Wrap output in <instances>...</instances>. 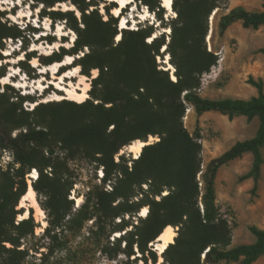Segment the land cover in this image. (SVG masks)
<instances>
[{"label":"trees","instance_id":"16d2710c","mask_svg":"<svg viewBox=\"0 0 264 264\" xmlns=\"http://www.w3.org/2000/svg\"><path fill=\"white\" fill-rule=\"evenodd\" d=\"M31 1L43 5L45 10L71 1L81 13V26L73 11H44L41 15H48L54 21L65 20L77 35L72 48L43 55V64L49 66L71 56L74 66H80L84 75L90 77L94 70L98 75L91 82L89 98L82 104L67 100L56 105L39 103L29 111L23 108V103L31 101V97L18 96L14 101L6 91L0 95V150L12 154L14 165L18 166L9 165V171L13 170V173L7 180L0 167L1 264H22L27 257V253L18 248L21 239L34 234L35 213L30 209L28 219L17 224L14 220L26 212L17 207L29 189L27 175L34 169L38 179L32 186L37 194L46 198L44 209L52 219L54 230L63 231V223L73 204L68 200L73 183L64 179L70 173L67 161L78 156L97 162L104 172L103 186L92 191V209H88L87 199L68 220V225H77L78 231L92 219L99 231L106 230L119 219L111 232H124L129 226L125 216L131 218L147 207L146 218L135 232L129 234L131 238L127 240L126 232L112 243L120 247L121 242L126 241L123 252L128 258L134 255L136 245L143 264H149L150 260L158 264L154 242L168 226L179 230L175 242L163 253L165 264H254L263 257L264 230L250 227L256 241L232 247V225L217 203L215 180L222 166L246 152L253 153V168L242 179L253 178L252 191L256 192L264 164L261 154L264 148L263 80L249 77L247 83L259 92L250 100H213L200 95L203 75L219 64V55L208 48L207 38L210 19L215 12L217 14L220 0H173L176 17L168 24L171 30L169 42L165 33L148 42L156 34L154 26L120 30L121 19L111 14L115 3H112L113 8L106 7L105 18L98 8L89 11L97 6L93 0ZM137 1L153 12L163 27L166 26V11L161 0ZM262 1L261 11L250 12L236 7L222 16L218 24L220 36L235 22H241L244 29L264 27ZM6 16L7 13L0 10V61L4 59V41L20 40L26 49V33L40 31L36 28L26 31ZM119 35L121 39L116 42ZM164 46L167 48L162 53ZM260 52L264 53V48ZM34 54L27 53V61H31ZM167 54L175 68L176 81L157 61L158 57L164 59ZM27 61L22 64L26 65ZM23 68L31 76L33 71ZM64 72L62 69L61 74ZM0 76H5L4 71H0ZM188 105L197 115L216 111L230 119L241 115L250 120L259 117L260 127L255 138L237 142L212 160L203 173L201 137L198 133L191 134L184 123ZM16 130L21 132L13 138L12 132ZM150 136L159 140L146 145L138 159L128 160L121 155L120 162H115V156L121 150L137 140L148 142ZM55 146L60 147L63 156L56 153ZM115 174L117 180L113 190L107 192L105 185ZM134 198L138 200L133 201ZM10 208L13 212L11 221L6 218ZM46 232L50 234L49 228ZM58 234L54 232L52 238L57 239ZM4 243H10L13 248H5ZM150 244L153 247L150 248ZM39 260L44 264L42 259Z\"/></svg>","mask_w":264,"mask_h":264},{"label":"rangeland","instance_id":"374dc122","mask_svg":"<svg viewBox=\"0 0 264 264\" xmlns=\"http://www.w3.org/2000/svg\"><path fill=\"white\" fill-rule=\"evenodd\" d=\"M1 1H4L6 3L4 4ZM7 1L9 0H0V10L7 13V20H9L13 24L19 25L22 29H26V31L27 28L38 29L35 25L37 24V20H39L40 22H38V26H40V31L36 33L35 36L30 32L26 33V42L28 45L26 49H23L20 52H18L17 50H19L21 45L24 46V43L22 44L20 40L4 41L5 50L2 52L4 59L0 61V71H4L5 75H7L14 67L16 69L13 70L12 74L15 75V73H17L20 74V76H23V74H25L27 79L26 84H24L22 81L21 83H16L20 81L19 77H17V79L15 80H13L12 78L15 83H13L12 81L9 85L5 86L2 84L3 78H1L0 76V95L3 94L4 91H6L8 92V96L13 97L12 100L16 101V97L24 96L22 93L23 90L21 88H26V94H29L28 97H31V101L24 102L23 108L29 111H31L35 107L36 103H43L44 101L61 98H65L63 101H66L67 96L62 92L60 93L61 95H63V97L55 96L54 88L47 94L43 95L41 93L44 87L49 86L48 84L50 82L52 74L47 73L43 76L37 71V69L43 70V68L47 66L43 64V62L45 61L43 55L49 53L53 54L54 52H61V48L74 45V43L70 44V41L76 39V32L66 24L65 20L54 21L52 17L48 15L44 17L41 16L43 15L44 11H47V13H52V11H62L63 8L59 6V4L62 3L56 4L52 9L45 10L43 9V5H37L31 0H26L24 2V6H16L14 2H12L11 6H8ZM93 1L97 4V6L91 7L89 11L98 8L102 16L107 18L106 7L113 8L114 6L112 2H108L107 0ZM262 2V0H220V8L217 10V14L214 16L213 20L210 19L209 34L211 33V38H207L208 48L211 50H215L219 55V64L214 67L210 73L203 75L202 87L200 90V95L202 97L210 99H214L219 96L221 97L223 96L221 90L224 89L225 85L229 84V82H235L236 84L244 86L245 84H247L250 76L254 75L255 77H257L261 73L264 74V53L260 52L263 47L256 46L254 42V38L256 37V35H262L264 37V28L257 31L253 29H244L241 22H235L228 28L223 36H220V30L218 26L221 17L228 14L230 10L236 7H243L250 12H254L259 9ZM63 3H66L69 6H74L77 9V7L71 1H66ZM23 10H25L27 13L29 12V10H31L29 18L18 19V15ZM165 11L166 15H164V19L166 26L163 27V25L153 12L149 11L148 8L140 1L135 0L133 2V5L129 6L126 12H124L123 14V17L125 19L127 18V25H129V28L126 30H136L140 26H154L157 29L156 33L158 35L165 33L167 42H169L171 37V30L169 34L164 30L170 29V26L168 24L175 17L173 14L169 15L166 9ZM73 14L78 18L81 26V13L77 15L76 11H74ZM59 26L64 30V33L66 35L63 40H61L59 36L56 37L55 35L58 33L57 29L59 28ZM131 26L133 27V29H131ZM41 34H46V37H42ZM38 36H41V40L38 38ZM49 38L53 40L50 41ZM58 38H60V40H58ZM116 42L118 41L116 40ZM56 43L57 45L59 44L57 50L54 49ZM33 49L37 50L34 51ZM13 50L15 51V53L10 56L9 53ZM32 50L34 51L32 53H35L34 59L36 58L38 60L37 69L34 67L33 58L31 61H27L26 54L31 53ZM84 51L86 52L87 49H85ZM161 52L163 53V50ZM6 54H9V56ZM82 55L83 53H80V56ZM167 56L169 55H164V59L160 57L157 58V61L162 68L166 66L164 64V61ZM21 57L24 58L21 63L13 64L12 61H18V59ZM68 57L69 56H66L64 59H68ZM25 61H27V64H22ZM71 61H73L74 63L73 58ZM23 67L29 68L31 72L33 71L31 76L28 75L26 69H24ZM49 67L50 66H48V68ZM73 67L74 65H68L62 68L64 69V71H66ZM76 67H78L79 72L83 74L81 72L80 66L77 65ZM61 75H63V73ZM95 75H98L97 70L92 71L90 77L84 75L87 77L86 82L90 84V86ZM32 76H34L35 78H32ZM42 81L43 83H45V86L43 88H39V84ZM69 81L70 78L67 79V83ZM78 81L79 79H74L75 83ZM25 85H28V87H25ZM20 86L22 87L20 88ZM63 101L50 102L51 104L56 105L62 103ZM211 113L217 112L213 111ZM184 123L185 127L191 134H199V136L201 137L200 141L202 143V115H197L194 108L190 105H188ZM1 132L2 129L0 128V133ZM20 132L21 130L13 131L12 137L15 138L16 135H18ZM158 140L159 138L150 136L148 142H151L152 144L157 142ZM54 149L57 154H60L61 156L64 155L59 146H55ZM125 149L126 148L121 150L120 153L115 156L116 163L120 162L121 155H125L128 160H135L134 155L126 152ZM202 159V170L204 173L207 170V166L210 161L204 157L203 152ZM229 164L224 165V167L229 168ZM9 165L18 168L16 164L14 165L12 154H10L8 151L3 152L0 150V167L6 174L4 180L10 178V173H13V170L9 171ZM67 165L69 167L70 173L68 174V176H65L64 179H67L69 183H73V187L68 194V200L72 201L73 204L69 215L66 217L63 223V231H61V229L57 231L54 230L51 224L52 219L49 216L48 212L44 209V206H46V198L36 193L39 205L45 212V221L47 223V226L44 227L43 222L38 221L36 216L34 215V220L36 223L34 234H30L21 239L18 248V250L25 251L27 253V257L22 264H41L39 259H42L44 264H143L144 261L142 258V254L138 250L136 245H134L133 247L134 255L128 258L123 252L125 250L126 241H122L120 247L117 246L116 243L115 245L112 244L115 241L114 239L125 235L126 232L128 233L127 235H125L127 240L131 238L129 234L131 232H135L136 228L138 226H141L142 221L145 219L140 216L141 211L134 214V216L131 218L126 215L125 220L129 223V226L125 229L124 232L118 231L114 234H112L111 231L113 230V227H116L119 219L115 221V224H109L106 230L100 231L95 228V219L86 221L80 231H78L77 225H68V220L81 209V207L86 203L87 199L89 200L87 204L88 209H92V206L94 205L92 191L97 187L103 186V183L99 180V173L103 169V167L98 166L97 162H94L83 156H78V158H76L75 160H68ZM131 165L132 162L130 161L129 166L131 167ZM50 171L51 170L49 169L46 171V173L49 174ZM231 172V170H227L223 175L221 182L218 183V185H216L215 187L218 206L221 209L222 214H224L229 219L232 225V247H235L238 245L251 244L252 242H254L255 237L251 233L250 227L255 226L258 228H264V192H261L259 189L256 192H253V185L249 186L247 180H243L242 176L240 175H234V178L230 180L226 179L227 174H231ZM27 180L29 185L31 180L29 174L27 175ZM116 180L117 179L115 174L113 179L111 180L113 186L115 185ZM144 188L146 187L144 186ZM78 197H82L83 199V203L80 207H77V202L75 200V198ZM138 198H134L133 201H137ZM20 205L21 201L19 203V206L17 207V210L24 209V211H27V208H21ZM12 215L13 212L10 208L6 213V218L11 221ZM19 218L20 216L18 215L14 220L15 224L20 222ZM47 228H49L50 234L46 232ZM174 229L177 232V229ZM54 232H59L57 239L52 238ZM11 233L14 234L13 231ZM117 234H119V237H116ZM3 245L7 249L13 248L10 243H4ZM149 247L151 248L153 247V245L150 244ZM157 256L159 263L161 256L159 255V253H157ZM149 264H153L151 260L149 261ZM161 264H165L164 258ZM254 264H264V256Z\"/></svg>","mask_w":264,"mask_h":264},{"label":"bare ground","instance_id":"6f19581e","mask_svg":"<svg viewBox=\"0 0 264 264\" xmlns=\"http://www.w3.org/2000/svg\"><path fill=\"white\" fill-rule=\"evenodd\" d=\"M25 1L26 0H9V1H7V5L11 6L12 2H14L16 6H24ZM107 1L117 4V6L112 9V14L115 17L121 18L120 30L128 29L129 25H127V20H126L127 18L125 19L123 17V15L119 16V13L121 11H123V9L125 7L132 6L133 1L132 0H107ZM161 1L163 3V7L167 10L169 15L173 14L174 17H176V14H175L174 10L172 9L173 0H161ZM1 2L4 4L6 3L4 1H1ZM59 6L63 8L62 12H71V11L74 12V11H76L77 15L80 14L79 11H77V9L74 6H69L66 3L59 4ZM30 12H31V10H29L28 13L25 10L21 11L20 14L18 15V19L29 18ZM215 15H216V12L211 17L212 20L214 19ZM164 31L167 32L168 34L170 33V29H165ZM57 32L58 33L55 34L56 37L59 36L61 38V40H63L64 37L66 36L64 33V30L61 29V27L59 26V28L57 29ZM156 36H158L157 33L154 35V37L150 38L148 42H152V40L154 38H156ZM60 38H58V40H60ZM210 38H211V33L208 36V39H210ZM120 39H121V36L119 35L117 37V41H120ZM74 40L70 41V44L74 43ZM58 45L56 43V46L54 47V49L57 50ZM72 46L73 45H70V46H67L65 48L70 49V48H72ZM166 48L167 47L164 46L163 51H165ZM33 50L35 51L37 49H33ZM33 50L31 51V53L34 52ZM6 55L9 56V54H6ZM50 55H52V53L46 54L45 56H50ZM169 59H170V57L167 56L165 61H164V64L166 65L164 67V69L171 72L172 73V75H171L172 79L174 81H176L175 68L170 63ZM23 60H24V58L21 57L18 59V61H12V62H13V64H17V63H21ZM71 60H72V57L69 56L68 59H64L62 62H58V63H54V64L49 65L50 66L49 68H48V66H46L45 70L43 69L41 74L44 76L45 73L49 74L50 72H52V77L50 79L48 87H44L45 83H43V81H45V80H43L39 84V88L44 87V90L42 92L43 95L50 92V91H47V89L52 90L54 88L55 96L63 97V95H61V93H60V92H62V93H64V95L67 96L66 100L82 104L89 98V90L91 88L90 84H88L86 82L87 77L84 76L83 74H81L79 72L78 67H76V66L73 67L74 69L70 68V69L66 70L63 73V75L55 73L56 69H58V68L61 69L64 66L70 65ZM33 64H34V66L38 65V60L36 58L33 60ZM0 67H1V64H0ZM14 69H16V68L13 67L7 75L2 77L3 78V80H2L3 85L7 86L10 84V82H12V78L15 76L12 74ZM15 74L18 75L17 73H15ZM95 77H96V75L94 76V78ZM69 78H70V81L67 83V79H69ZM74 79H79V81L75 83ZM35 85H37V84H35ZM21 87L22 86H20V88ZM25 87H28V85H25ZM64 99L65 98L53 99V100H49V101H44L43 103L50 102V101H63ZM38 104L39 103H36L35 106H37ZM149 144H151V142L147 143V142H143L141 140H137V141L133 142L132 144H130L129 146H127L125 150H126V152L133 154L135 159H138L142 153L143 148ZM37 175H38V172L36 170L34 172V175L32 174V172L29 175V177L31 179L30 184H29V189H28L27 194L24 195L23 198L21 199V205H20L21 208H27V211L24 214L20 215L19 221H23V220L28 219L29 215H30L29 211H30V209H33L35 211V216H36L37 220L42 221L44 227H46L47 223L45 221V212L41 208V206L39 205L36 191L34 190V188L32 186V183L37 179ZM75 200L77 202V207H80L83 203L82 197L75 198ZM147 213H148V208L145 207L142 209L140 216L143 218H146ZM176 236H177V232L174 229V227L168 226L164 230V232L159 236L157 241L154 243L155 251L158 252L159 255L161 256L158 264L162 263L164 251L168 248L169 245H171L175 242ZM116 237H119V234H117Z\"/></svg>","mask_w":264,"mask_h":264},{"label":"crops","instance_id":"0c3cea01","mask_svg":"<svg viewBox=\"0 0 264 264\" xmlns=\"http://www.w3.org/2000/svg\"><path fill=\"white\" fill-rule=\"evenodd\" d=\"M262 4L257 11L262 10ZM262 28L264 27H261L260 29ZM254 42L256 46L264 48V37L262 35H256V37L254 38ZM252 77L256 81L262 79L264 82L263 73L259 74L257 77L252 75ZM221 92L223 96H219L217 98H214L213 100H223L229 98L250 100L251 98L257 97L259 95L258 90L248 83L244 86H241L239 84H236L235 82H229V84L225 85L224 89H222ZM211 112H205L202 114L203 155L210 162L220 157L225 152L229 151L237 142L251 140L257 135L260 127L259 117H254L252 120H250L247 116L241 115L235 116L233 119H230L228 115H224L220 112ZM261 154L264 160V148L262 149ZM254 161V154L251 152H246L241 157L229 162L231 164L227 163L230 166L229 168L222 166L217 172L215 186L221 182V179L227 170L232 171L231 174L228 173L226 176V179L229 180L233 179L234 175H240L242 177L248 175L253 168ZM246 180L249 186L254 185L253 178H248ZM258 189L261 192H264V164L261 169ZM259 229L264 230V228ZM255 241L256 238L254 239V242Z\"/></svg>","mask_w":264,"mask_h":264},{"label":"built area","instance_id":"2783aa9c","mask_svg":"<svg viewBox=\"0 0 264 264\" xmlns=\"http://www.w3.org/2000/svg\"><path fill=\"white\" fill-rule=\"evenodd\" d=\"M103 177H104V172H103V170H101L100 173H99V180L101 181V179H103ZM105 190H106L107 192H111V191L113 190L112 181H109V182L106 184V186H105Z\"/></svg>","mask_w":264,"mask_h":264},{"label":"water","instance_id":"95a60500","mask_svg":"<svg viewBox=\"0 0 264 264\" xmlns=\"http://www.w3.org/2000/svg\"><path fill=\"white\" fill-rule=\"evenodd\" d=\"M179 230V228H177V231Z\"/></svg>","mask_w":264,"mask_h":264}]
</instances>
